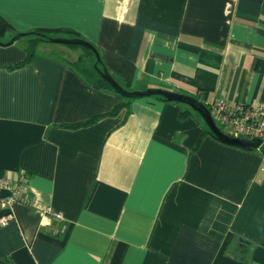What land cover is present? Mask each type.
Listing matches in <instances>:
<instances>
[{
	"label": "crops",
	"instance_id": "1",
	"mask_svg": "<svg viewBox=\"0 0 264 264\" xmlns=\"http://www.w3.org/2000/svg\"><path fill=\"white\" fill-rule=\"evenodd\" d=\"M0 15L74 29L127 90L264 100V0H0ZM29 43L0 44V178L24 173L31 200L0 225V264H264L261 149L159 95L114 111L124 96L85 78L79 48L38 41L14 66Z\"/></svg>",
	"mask_w": 264,
	"mask_h": 264
},
{
	"label": "built area",
	"instance_id": "2",
	"mask_svg": "<svg viewBox=\"0 0 264 264\" xmlns=\"http://www.w3.org/2000/svg\"><path fill=\"white\" fill-rule=\"evenodd\" d=\"M211 116L219 126H227V134L234 137H251L262 139L264 142V100L253 103L229 102L224 100L214 101L209 106ZM14 184L8 177L0 178V191H9L5 197L0 196V209L5 213L0 217V225L5 226L11 220L16 219L15 203L31 204V200L25 194L27 177L24 173ZM45 211L53 213L57 219H62V214L52 211L48 207ZM65 225L60 227L61 232Z\"/></svg>",
	"mask_w": 264,
	"mask_h": 264
},
{
	"label": "water",
	"instance_id": "3",
	"mask_svg": "<svg viewBox=\"0 0 264 264\" xmlns=\"http://www.w3.org/2000/svg\"><path fill=\"white\" fill-rule=\"evenodd\" d=\"M30 34H31L30 32H18L15 35H13L4 44L5 45L10 44L14 42L16 39H18L19 37L30 35ZM48 39L51 42H56V43H63V44L74 43V44L85 46L93 51V53L96 55L97 62L102 63L99 57V53L97 49L95 48V46L86 40H83L80 38H61V37H48ZM95 66L97 67L96 63H95ZM98 71L112 85V87L124 97L136 98V97H143V96H150V95H159L169 101H178L186 105H189L193 110H195L197 113L201 115L207 127L209 128L210 132L215 137H217L218 139H220L221 141L227 144L243 146V147H251V148L253 147L257 148L264 144L262 139L251 138V137H234L222 131L220 127L217 125V123L214 121L213 117L211 116L210 110L207 107V105H204L203 102H201L194 96L183 94V93H178V92H172V91H168V90H164L160 88H148L145 90L128 91L127 89L123 88L117 81L114 80L111 74L107 71L106 67L102 66L101 69L98 68Z\"/></svg>",
	"mask_w": 264,
	"mask_h": 264
},
{
	"label": "trees",
	"instance_id": "4",
	"mask_svg": "<svg viewBox=\"0 0 264 264\" xmlns=\"http://www.w3.org/2000/svg\"><path fill=\"white\" fill-rule=\"evenodd\" d=\"M27 32H30L31 33L30 35H34L35 37L32 39H29L30 43L28 44V46L26 48L25 58L22 61L15 64L14 66H19V65H22V64L28 62L32 58V56L34 55L35 43L38 41H50L48 39V37H55L56 36V37H61V38H80V39L85 40L84 38L79 36L77 31H75L74 29L68 28V27H56V28L38 27V28H35V29L27 31ZM16 33H18V31H15L13 29V27L11 26V24L3 16L0 15V44L5 45L4 43L7 42ZM65 45L70 47V48H79L84 52L80 56L79 60L74 63V65L79 67L81 73L85 76V78L93 86H95V87H109V88L114 89L112 87V85L98 71V68L101 69L102 66L106 67L105 64L103 63V60H102L101 55H100L98 50L97 51L99 53V57H100L102 63L97 62L96 55L93 53L92 50H90L89 48H87L85 46L74 44V43H67ZM95 63L97 65V67L95 66ZM107 71H108V69H107ZM158 97L160 99L167 100L162 96H158ZM124 99H125V101L123 103L118 104L115 107L114 111L121 108L122 106L127 105L128 101H130L132 98L124 97ZM209 106H207V107L209 108ZM188 109H190V111L193 110L190 106L188 107ZM187 113H188V111H182L183 115H187ZM247 148H250V147H247ZM258 148L261 149V151L264 153V144Z\"/></svg>",
	"mask_w": 264,
	"mask_h": 264
},
{
	"label": "rangeland",
	"instance_id": "5",
	"mask_svg": "<svg viewBox=\"0 0 264 264\" xmlns=\"http://www.w3.org/2000/svg\"><path fill=\"white\" fill-rule=\"evenodd\" d=\"M35 36L34 35H26V36H21V37H19L18 39L20 40V41H25L26 39H32V38H34ZM56 37V36H55ZM17 39V40H18ZM45 45H54L53 43H49V42H46V44ZM128 91H130V89H128ZM145 97V96H144ZM146 97H148V98H151V97H155L154 95H150V96H146ZM219 126V125H218ZM220 127V129L222 130V131H224V132H228L229 131V129H228V127L227 126H219Z\"/></svg>",
	"mask_w": 264,
	"mask_h": 264
}]
</instances>
